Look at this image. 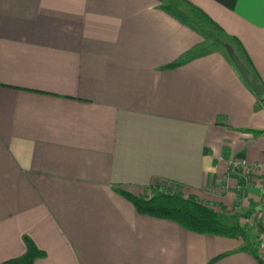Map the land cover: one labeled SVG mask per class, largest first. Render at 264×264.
<instances>
[{"label":"crops","instance_id":"crops-1","mask_svg":"<svg viewBox=\"0 0 264 264\" xmlns=\"http://www.w3.org/2000/svg\"><path fill=\"white\" fill-rule=\"evenodd\" d=\"M180 1L264 87V0ZM169 3L0 0V264L25 237L33 264H259L116 193L165 188L264 224V105ZM242 159L250 184L229 168Z\"/></svg>","mask_w":264,"mask_h":264},{"label":"trees","instance_id":"trees-1","mask_svg":"<svg viewBox=\"0 0 264 264\" xmlns=\"http://www.w3.org/2000/svg\"><path fill=\"white\" fill-rule=\"evenodd\" d=\"M165 9H168L180 21L186 24L190 23L186 15L180 11L171 7H166ZM189 25L201 33L203 40L209 43V46L219 44L224 48L226 45L224 39L211 38L212 35L207 31L200 30L191 24ZM212 25L216 30L215 25ZM204 52L206 50L202 53ZM116 193L127 200L139 215L174 222L181 228L198 235L240 239L245 243L242 251L250 253L259 264H262L255 248L252 250L246 245V243H249L247 228L238 225H226L220 215L193 197L185 198L179 194H172L167 191L165 193L157 192L153 196L144 198L134 196L120 189H117ZM24 244L26 251L22 257L5 261L2 264H33L36 260L44 257V252L40 251L28 237L24 238Z\"/></svg>","mask_w":264,"mask_h":264},{"label":"rangeland","instance_id":"rangeland-1","mask_svg":"<svg viewBox=\"0 0 264 264\" xmlns=\"http://www.w3.org/2000/svg\"><path fill=\"white\" fill-rule=\"evenodd\" d=\"M167 3L170 1V5L173 9H176L178 11H180L181 13H183L184 15H186V17L189 20V24L193 25L194 27H198V29L200 30H205L207 31L209 34L212 35L211 38H219V39H223V37L221 35H219L216 30L212 29L210 26H208V23L206 20H203V18L197 16L195 13H193V10L191 8H189L188 6H186L183 2H181L180 0H165ZM190 26V25H189ZM212 41V40H211ZM209 49L212 51L213 49H221L222 51H225L224 48L222 46H220L219 44H216L215 46L211 45L209 47ZM226 52V51H225ZM251 167V165H250ZM256 168V167H255ZM256 171V169H254V172ZM167 191V189L164 188V190L162 189V193H165ZM158 191H156L155 193H157ZM160 192V191H159ZM154 193V194H155ZM150 196H153V194H151ZM250 227V225H249ZM245 228H247V230L249 229L248 227L245 226ZM248 238H249V243H246V245L251 248L253 250V248H255L257 255L259 256L260 260L263 262L264 264V224H262V222H260L259 219H257L256 223L250 228V230L248 231ZM242 244L244 245L245 243L241 240Z\"/></svg>","mask_w":264,"mask_h":264},{"label":"water","instance_id":"water-1","mask_svg":"<svg viewBox=\"0 0 264 264\" xmlns=\"http://www.w3.org/2000/svg\"><path fill=\"white\" fill-rule=\"evenodd\" d=\"M224 47H225V50L229 53L233 64L239 71L241 77L243 78L247 86L257 95L259 101L264 104V87L261 85V83L256 78H254L250 74L247 68L235 56L230 46L225 45Z\"/></svg>","mask_w":264,"mask_h":264},{"label":"built area","instance_id":"built-area-1","mask_svg":"<svg viewBox=\"0 0 264 264\" xmlns=\"http://www.w3.org/2000/svg\"><path fill=\"white\" fill-rule=\"evenodd\" d=\"M229 168L231 172H238L241 179L245 180L248 184L251 183L255 168L253 166L250 167V164L245 159L230 161Z\"/></svg>","mask_w":264,"mask_h":264}]
</instances>
